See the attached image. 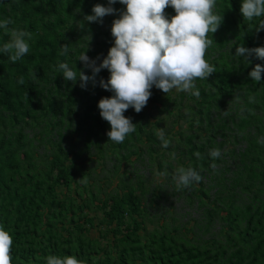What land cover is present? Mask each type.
<instances>
[{"label":"trees","instance_id":"trees-1","mask_svg":"<svg viewBox=\"0 0 264 264\" xmlns=\"http://www.w3.org/2000/svg\"><path fill=\"white\" fill-rule=\"evenodd\" d=\"M91 1L0 0V19L9 17L13 21L9 25L10 29L30 33L28 40L30 51L21 60L11 62L8 54L0 53V122L7 127L6 130H0V226L4 227L13 238L12 264H46L49 255L65 256L75 251L81 256L79 260L91 261V250L97 244L96 241L82 234V224L74 219L75 210L93 204L96 195L88 191L90 200L81 205L71 195L60 198L61 192H57L58 187H65L70 191L72 180L79 182L82 181L80 179L82 177L87 179V173L78 174L81 168L73 164L68 152L60 143H55L54 150L45 161L37 162L28 148L31 142H26V135L21 126L17 130L13 129L16 125L27 124V118L38 123L44 116L50 114H60L59 119L53 122L54 126H60L62 116L67 111H71L69 107L78 101L85 110L84 121L80 124L82 130L88 134L93 132L98 135L99 129L106 128L105 136L109 138L107 133L111 130V126L100 116V110L95 105L94 92L97 85H90L94 82L89 80L87 86L82 88L79 79L77 84H73L72 81H65L62 73L55 70L59 62H67L77 73L80 70L90 77L93 75L91 68L86 71V68L77 58L72 57L69 51L66 56L59 54L64 44L70 49V42L65 38L62 30L68 19L73 17L74 9L80 8L84 16L90 15ZM241 2L242 0H216L213 12L221 14L223 20L215 33H209V38L214 40L209 48H223L233 40L231 46L234 52L228 55L219 53L212 60L205 55V59L215 65L216 71L208 79H197L202 86L196 87L200 95L194 102L199 118L204 119L202 129L212 133L216 131V127H222L223 124L207 126L210 124V109L221 103L220 99L225 95L231 96L245 91L244 95L249 97L251 90L259 85L260 108L264 114V72L261 73L259 82H253L249 76L251 69L246 68L244 79L239 78V71H236L241 67L240 64L236 68V63H240L245 58L235 55L238 44L246 48L264 46V35L259 33L262 39L259 42L254 34L256 31L254 27L259 24L258 19L250 23L244 21L240 12ZM111 6L116 9L118 17L126 9L119 0ZM165 15L171 18L175 15L174 9L166 8ZM91 23L88 22L90 27ZM9 39V35L0 29V46ZM77 54L81 55L82 50ZM249 58L257 64L264 65V60L259 59L254 53ZM109 75L107 69H101L95 75V82L97 83L101 78L107 81ZM21 77L23 84L19 83ZM53 92L62 96L64 102L63 99L58 101L54 98ZM151 93L147 104L165 103L156 91L151 89ZM252 93L255 94L256 90ZM113 94L111 92V96ZM102 97L106 95L102 93ZM41 98H44L43 104H39ZM248 104L245 102L243 105L246 111ZM33 106L39 110L38 113L33 111ZM128 112H132L131 107L124 115L129 118L133 116ZM137 115L144 117L141 114ZM249 119L250 116H240L235 122L237 129H243L249 123ZM131 120L136 124V131L129 134L122 143L114 142L121 147L123 151L121 157L127 161L129 155L139 153V146H135L134 143L143 142V134L146 139L144 144L147 145L146 149L150 153L154 149V144L159 141L154 128L147 130L144 124L136 119ZM210 132L207 133L208 138L204 143L193 142L200 137L195 130L184 137L188 163L183 167L190 166L200 175H203L204 170L210 169V157L206 153V147L212 146L213 138ZM160 156L163 157L164 153ZM255 166L256 164H252L248 167L249 177L259 180L261 187L252 196L250 202L240 207L235 200H223L225 197L219 196L214 200L217 205L205 211L210 220L214 210L217 213L223 210L225 215L221 219L227 225V230L234 231V237H242L237 241L239 244H234L237 247L225 258V264H264V168L258 172ZM238 180L239 177L233 179L231 186L237 185ZM216 184H219L221 191L224 190L225 184L222 180L217 181ZM135 189L136 187L129 184L127 191L122 194L115 193L100 204L107 224L113 222L121 224L127 219L131 223L126 225L127 232L117 238L120 245L117 263L127 264V260L135 262V258H138L143 264H211L213 261L218 264L217 256L224 255L222 246L218 252L211 255L210 249L179 243L167 232L157 234L154 231L149 232L146 241L141 242L137 233L141 221L135 217L140 215L141 201L135 196ZM201 193L203 194L204 191ZM86 221L90 223L91 219ZM239 221L244 222V227H239ZM72 226L76 232L78 231L75 235L71 230ZM112 232L116 235L118 230L114 229ZM145 249L146 252H143ZM104 254L100 263L111 264V252L104 251Z\"/></svg>","mask_w":264,"mask_h":264},{"label":"rangeland","instance_id":"rangeland-1","mask_svg":"<svg viewBox=\"0 0 264 264\" xmlns=\"http://www.w3.org/2000/svg\"><path fill=\"white\" fill-rule=\"evenodd\" d=\"M97 3L109 6L105 0H92L91 14L93 5ZM117 15L118 13L115 11L113 14L103 17L102 22H92L90 27L88 21L84 19V14L81 13V9L75 8L73 17L68 19L62 30L65 38L70 42L69 53L71 56L78 58L80 56L77 54L78 51L82 50V53L86 51L90 59L100 64L107 56L109 48L114 44L111 26L113 20L118 18ZM259 33L264 35V29L254 33L260 42L262 39L259 37ZM232 43L233 40L223 48H208L206 52L208 59L212 60L219 53L232 54L234 52ZM247 59L250 62L244 58L240 63H236V68L241 64L239 70L235 68L236 71H239L238 76L241 79L246 77V68L252 70L257 64L252 58L248 57ZM79 63L86 68V71L89 69L80 60ZM99 81L98 79L97 83L90 84L97 85L94 92L97 109H99L98 102L102 93L106 97L111 96V91L103 89L99 85ZM73 84H77V81ZM195 85L196 87L202 86L198 80H195ZM152 89L163 98L165 103L150 102L139 113L134 108H132V112L128 113L133 115L130 119H136L139 123L144 124L147 130L152 128L157 132L163 130L166 138L170 140V144L165 148L159 140L154 144V149L150 153L146 149L147 145L144 144L146 139L143 134V142L134 143L135 146H139V153L129 155L128 161L121 157L123 153L121 147L106 138V128L99 129L98 135L93 132L88 134L82 130L80 124L84 121L85 110L78 101L69 107L71 111H67L62 116L60 126L53 125V122L59 119L60 114H50L44 116L38 123L27 118V124L16 125L13 129L17 130L21 126L26 135V142H31V146L28 148L32 151L37 162L45 161L54 150L55 143H60L61 147L68 152V157L73 164L81 168L78 174L87 173L86 183L83 180H79V182L72 180L70 191L65 187L57 189V192H61L60 198L71 195L81 205L90 200L88 191L97 197L88 207L75 210L74 219L82 224V234L97 242L91 250V261H83L84 264H102L100 262L105 256L104 251L111 252V264H120L117 263V254L120 248L117 238L127 232L126 225L127 223L131 225V223L127 219L128 222L125 223L107 224L103 218L100 204L115 193L122 194L127 191L129 184L136 187L134 194L141 201L140 215L135 216L137 220L141 221L137 231L141 242L146 241L148 233L154 231L157 234L167 232L179 243L195 245L200 249H210L211 255L218 252L222 246L224 255H218L217 260L218 264H225V258L237 247L234 244H239L237 241L242 237H234V231L227 230V225L221 219L225 215L223 210L219 213L214 210L210 220L205 211L217 205L214 200L219 196H224L223 200H235L237 205L243 207L250 202L252 196L261 187L259 180L249 177L248 171V167L252 164H256L255 168L258 172L264 168V114L260 108L259 99L261 88L258 85L251 90L249 96L253 98L251 101L244 95L245 91L234 93L231 96H223L220 99L221 103L210 109V124L207 126L223 124L222 127H216L214 133L202 129L204 119L199 118L194 102L199 97L192 95L190 91L177 89L166 94L155 85ZM253 90H256L255 94L252 93ZM53 97L58 101L63 99L55 92H53ZM245 102L249 103L248 111L243 107ZM43 103L44 98H41L39 104ZM33 111L39 112L35 106H33ZM137 114L144 117H139ZM245 115L250 116L249 123L243 129H237L235 122L239 120L240 116ZM6 129L7 127L0 122V130ZM194 130L200 135L193 141L194 143L206 142L208 132L213 138L212 146L206 147V153L210 157V169L203 171L200 182L177 190L172 177L178 167L188 163L184 137ZM214 149H219L221 152L220 157L216 159L210 156V152ZM161 153H164L163 157L160 156ZM213 164H215V168L212 167ZM237 177H239V183L231 186L234 182L233 179ZM221 180L225 184L223 191L219 189V184H216ZM201 191L206 194H202ZM86 219H91L90 223ZM239 227H244V222L239 221ZM114 229L118 230L116 235L112 232ZM71 230L74 235L78 233L73 226ZM64 234L67 233L64 232ZM97 248L100 249L96 250ZM143 252H146V249ZM71 255L77 259L81 258L77 251ZM127 264H143V262L141 263L140 259L135 258V262L127 260ZM211 264L217 263L213 261Z\"/></svg>","mask_w":264,"mask_h":264},{"label":"clouds","instance_id":"clouds-1","mask_svg":"<svg viewBox=\"0 0 264 264\" xmlns=\"http://www.w3.org/2000/svg\"><path fill=\"white\" fill-rule=\"evenodd\" d=\"M126 6L120 16L113 20L111 34L114 44L108 50L107 56L100 64L90 59L84 51L79 59L85 67L91 68L90 77L85 72L77 73L67 62H59L55 70L62 73L65 81L75 83L85 88L87 82H95V75L101 69L110 73L105 81L100 79L99 85L114 94L102 97L98 102L100 116L106 120L111 130L107 135L109 140L122 143L125 138L136 131V124L124 115L130 107L139 113L146 106L153 85L164 93L173 89L190 91L199 96L195 80L208 79L216 71L205 55L213 44L209 33H215L220 27L223 17L213 12L216 0H119ZM109 6L95 4L91 15H85L88 22H102L103 17L113 14L116 9L111 7L116 0H108ZM172 7L175 15L171 18L165 15V9ZM240 12L244 21L252 22L259 19L254 29L259 32L264 29V0H242ZM12 19H0V29L4 30L10 39L0 46V53L8 54L11 62L21 60L29 51L30 33L10 29ZM83 26V25H82ZM68 45L61 47L60 55L68 54ZM255 54L264 60V46L246 48L242 44L236 47V56L248 57ZM250 62V61H248ZM264 65L256 64L249 72L253 82L261 80ZM19 83L23 84L21 77ZM195 89V90H194ZM194 90V91H193ZM249 100H253L249 97ZM163 147L167 148L170 140L163 130L155 133ZM219 149L210 152L213 159L220 157ZM215 168V164L212 165ZM86 183V178H80ZM177 190L188 188L193 183L202 180L199 172L192 167H178L172 177ZM13 238L4 227L0 226V264H12L11 249ZM46 264H84L74 255H49Z\"/></svg>","mask_w":264,"mask_h":264}]
</instances>
